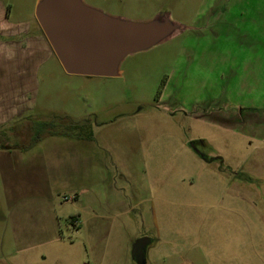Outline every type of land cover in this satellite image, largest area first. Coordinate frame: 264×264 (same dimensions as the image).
<instances>
[{"label": "rangeland", "instance_id": "374dc122", "mask_svg": "<svg viewBox=\"0 0 264 264\" xmlns=\"http://www.w3.org/2000/svg\"><path fill=\"white\" fill-rule=\"evenodd\" d=\"M40 2L0 0L10 21L38 32ZM82 2L134 22L168 15L182 28L128 53L108 77L70 74L47 57L28 100L15 93V106L30 109L12 121L0 115V153L29 145L45 122L72 141L80 132L68 127L86 124L94 170L103 167L93 183L103 201L90 204L102 205L103 218L83 214L85 194L65 201L71 191L61 192L51 213L66 242L41 246L68 245L70 259H55L59 251L44 259L39 247L18 252L48 239L41 232L53 221L13 224L15 213L35 205L9 201L0 161V264H95L103 254L102 264H264V0ZM45 135L25 155L67 137ZM77 212L80 227L71 221ZM19 229L30 235L22 240ZM144 237L140 262L132 251Z\"/></svg>", "mask_w": 264, "mask_h": 264}, {"label": "crops", "instance_id": "0c3cea01", "mask_svg": "<svg viewBox=\"0 0 264 264\" xmlns=\"http://www.w3.org/2000/svg\"><path fill=\"white\" fill-rule=\"evenodd\" d=\"M21 25L10 21L8 9L0 4V32L14 30L11 39H0V115L3 113L1 118H6L5 122L7 119L12 121L14 116L21 117L27 109H30L26 103L25 107L15 106L14 99L17 97L15 93H26L27 99L28 93L36 86L39 66L47 57L55 55L40 25V32L30 27L22 29ZM22 31L25 33L23 36ZM30 31L33 34H30ZM71 139L66 137V141L54 143L52 148L34 151L28 155H25V148H28L26 147L28 145L25 148L11 147L10 152L0 153V161L5 166L4 187L10 197L9 201L17 205L30 200L29 203L35 205L34 209L28 208L29 210L23 212L22 208L20 212L15 213L13 224L23 228L26 227L27 222L37 225L41 220L53 221L52 230L45 228L41 232L42 236H47L48 239H43L40 243L23 244L18 252H28L39 247L45 252L41 255L44 259L49 258L54 251L60 252L55 259H70L69 253L72 248L69 250L68 245L61 243L56 244L55 247L41 246L48 242H66L64 234L62 236L61 231L56 232V215L54 217L51 213L58 211L59 204H62V201L60 203L57 201L61 192L71 191L69 195L74 196V200L80 199L81 195L85 194V203L88 204L83 209V214L88 215L92 211L91 215L94 219L103 218L102 205L94 209L90 204L93 202L99 204L97 201H103L100 197L101 192L96 190L97 193H94L93 188L94 176H96L94 172L98 170L101 175L103 167L97 166L94 170L92 153L91 151L88 153L87 145L92 139L86 137L76 138L77 141ZM64 195L68 196V194ZM94 195L96 198H93ZM79 210L82 211V208ZM73 216L72 223L80 227L82 213L77 212ZM18 235L23 240V237L30 234L26 230L19 229ZM103 255L101 261L97 260L95 264L103 263Z\"/></svg>", "mask_w": 264, "mask_h": 264}, {"label": "water", "instance_id": "95a60500", "mask_svg": "<svg viewBox=\"0 0 264 264\" xmlns=\"http://www.w3.org/2000/svg\"><path fill=\"white\" fill-rule=\"evenodd\" d=\"M36 18L65 71L89 76L114 75L128 53L182 28L168 15L134 22L108 16L82 0H41ZM147 242L144 237L133 245V257L140 262Z\"/></svg>", "mask_w": 264, "mask_h": 264}, {"label": "trees", "instance_id": "16d2710c", "mask_svg": "<svg viewBox=\"0 0 264 264\" xmlns=\"http://www.w3.org/2000/svg\"><path fill=\"white\" fill-rule=\"evenodd\" d=\"M87 125L85 124H80V123H72L68 128L69 129H73V130H78L79 135L74 134V136L76 138H88V139H92V133L89 132L88 127H86ZM87 130V132H85L84 130ZM55 130V124L51 123V122H45L43 123L42 127H36L33 133V136L31 138L30 144L26 147H32L34 145H36L39 141L42 140V138H44L46 135L45 134H49V135H57L59 133H62L63 135L67 136V137H72V133H67V131L64 132H56ZM65 133V134H64ZM192 145L195 146L196 145V141L192 142ZM22 148V147H21ZM25 148V147H24ZM200 156L207 160V161H212L214 159H216L217 157H208L205 154H201ZM72 218H74V216H72Z\"/></svg>", "mask_w": 264, "mask_h": 264}, {"label": "built area", "instance_id": "2783aa9c", "mask_svg": "<svg viewBox=\"0 0 264 264\" xmlns=\"http://www.w3.org/2000/svg\"><path fill=\"white\" fill-rule=\"evenodd\" d=\"M63 199L65 201H67V200H73L74 199V196H64Z\"/></svg>", "mask_w": 264, "mask_h": 264}]
</instances>
